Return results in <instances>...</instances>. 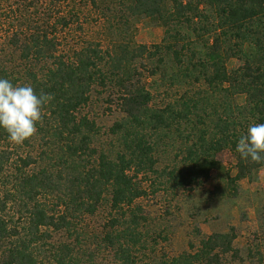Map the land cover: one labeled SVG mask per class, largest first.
<instances>
[{"label": "trees", "instance_id": "obj_1", "mask_svg": "<svg viewBox=\"0 0 264 264\" xmlns=\"http://www.w3.org/2000/svg\"><path fill=\"white\" fill-rule=\"evenodd\" d=\"M90 3L98 20L103 17L110 27L117 22V34L125 36L130 17L145 18L164 28V40L151 48L131 47L120 37L104 51L99 43L81 41L75 29L82 30L84 11L72 7L57 20L72 31L76 48L70 53H57L62 42L43 32L13 42L21 45L25 74L0 63V78L53 99L42 109L36 134L23 143H11L0 129V264H104L87 254L90 248L83 245L88 244L107 253V264H225L234 253L229 234L202 238L198 248L178 256L149 258L165 236L163 230L151 233L137 201L147 195L143 184L151 175L159 180L156 188L152 182L154 193L168 182L182 187L208 179L220 166L216 155L225 149L237 160L231 181L248 178L264 165L235 151L250 124L264 123V0ZM230 58L243 66L229 72ZM139 59L149 60L151 77L163 73L170 85L184 79L198 88L191 97L181 95L179 104L153 106V95L137 79L146 69L136 64ZM109 84L124 114L108 131L107 151L94 146L100 128L82 111L93 85L105 89ZM238 95L245 96L243 104ZM158 133L164 136L159 139ZM175 139L181 142L176 149L181 160L159 171L158 145L173 146ZM35 145L40 152L33 151ZM104 205L105 214L100 213ZM98 215L104 226L91 242L80 224ZM57 234L69 238L62 241Z\"/></svg>", "mask_w": 264, "mask_h": 264}, {"label": "rangeland", "instance_id": "obj_2", "mask_svg": "<svg viewBox=\"0 0 264 264\" xmlns=\"http://www.w3.org/2000/svg\"><path fill=\"white\" fill-rule=\"evenodd\" d=\"M72 7L84 11L86 20L82 22V30L75 29L76 24L73 26L78 34L81 33V41L89 40L99 43L104 51L112 49L121 38L130 41L131 47L146 46L148 48L162 44L164 40V28L145 18L130 17V26L127 27L125 36L117 34L119 31L117 22L110 27L103 17L98 20L100 16L96 17L95 8L91 10L93 5L90 0H0V63L17 75L25 74V65L19 57L21 45L13 44V42L16 39H25L34 32L58 37L63 45L57 53H70L76 48L71 41L72 31L62 28L57 20L59 17H65ZM35 26L42 31L36 30ZM245 51H249L248 44L245 45ZM136 61V64L143 63L146 67V69L141 68L142 75L137 79H141L146 90L153 95L151 104L153 106L179 104L181 95L191 97L193 94L189 93L198 88L184 79L170 85L171 82L166 77L165 82L163 73L151 77L149 60ZM242 66L243 61L238 58H230L226 61L229 72H234ZM35 69L40 70V66H36ZM110 86L109 84L103 89L93 85L90 93L91 101L82 111V114L86 113L100 128V133L94 139V146L99 150L107 151L111 149L108 131L124 114L117 97H111L113 91ZM200 89L203 90L204 86ZM244 101L245 96L238 95L237 102L243 104ZM155 136L160 139L164 134L158 133ZM172 142H174L173 146L158 145L157 168L159 171L173 168L181 160V153L179 154L176 150L181 147V142L176 139ZM22 149L24 150L23 147ZM32 149L40 152L38 145ZM112 151L114 152L115 149ZM216 160L220 166L211 171L208 179H199L197 182L180 187L173 186L167 178H164L165 180L162 181H167L169 184L167 183V187L162 186L160 190H155V193L153 191L159 183L155 176H149L147 183L143 184L147 195L138 200L137 204L143 207L144 213L149 218L151 233L155 232L157 235L160 230H163V237L165 236V240H160L157 252L153 254L151 250L149 251V258L156 259L163 254L178 256L198 248L202 238L212 234H229L233 239L234 253H230L227 259L225 258V264H262L264 262V165L248 178L231 181L238 173L234 154L225 149L216 155ZM152 182L155 188L152 187ZM107 208L108 205L102 206L100 213L105 214ZM104 221L100 215L86 217V220L81 222L80 228L84 236L87 235L89 241L93 242V236L100 233ZM57 236H61L59 239L62 241H67L69 238L64 234H57ZM83 246L84 250L90 248L87 254L93 255L92 258L96 257L99 263L107 264L106 252L102 253L92 244Z\"/></svg>", "mask_w": 264, "mask_h": 264}, {"label": "clouds", "instance_id": "obj_3", "mask_svg": "<svg viewBox=\"0 0 264 264\" xmlns=\"http://www.w3.org/2000/svg\"><path fill=\"white\" fill-rule=\"evenodd\" d=\"M53 99L51 94L39 95L30 85H13L0 78V129L11 143L20 144L34 136L42 109ZM241 159L264 162V123L250 124L236 144Z\"/></svg>", "mask_w": 264, "mask_h": 264}]
</instances>
